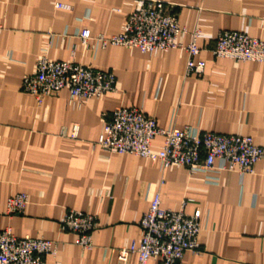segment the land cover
<instances>
[{"label": "crops", "instance_id": "obj_1", "mask_svg": "<svg viewBox=\"0 0 264 264\" xmlns=\"http://www.w3.org/2000/svg\"><path fill=\"white\" fill-rule=\"evenodd\" d=\"M142 1L0 0V232L59 244L43 264H119V251L141 241L140 222L159 195L163 209L200 222L201 252L177 264H264V160L251 175L191 173L99 145L115 109L137 108L163 130L251 137L264 149V63L213 53L224 31L264 42V0H154L173 7L183 48H103L98 38L123 34ZM85 30L87 43L79 38ZM192 43L194 60L206 64L202 76L187 74ZM43 54L112 72L117 89L83 102L63 90L39 105L22 85ZM163 143L157 137L152 149ZM20 194L29 203L9 216L8 200ZM71 210L97 219L91 249L63 227ZM127 264H138L137 255Z\"/></svg>", "mask_w": 264, "mask_h": 264}, {"label": "built area", "instance_id": "obj_2", "mask_svg": "<svg viewBox=\"0 0 264 264\" xmlns=\"http://www.w3.org/2000/svg\"><path fill=\"white\" fill-rule=\"evenodd\" d=\"M58 7L66 8L63 5ZM184 32L171 5L143 0L129 16L123 34L100 37L98 41L103 48L122 46L153 54L183 48L178 38ZM79 38L87 43L91 33L85 30ZM185 50L190 55L187 74L202 76L206 64L194 60L199 53L196 44L192 43ZM213 53L218 58L264 63V42L240 32L224 31L218 35ZM116 89L117 80L112 72L74 62H54L45 54L39 58L35 73L26 77L22 85L23 92L32 95L39 105L45 98L56 96L63 90L69 92L70 101L83 102L101 98ZM157 137L164 140L159 152L152 149ZM99 145L110 154H128L158 162L162 170L183 166L191 173L236 171L242 176L251 175L257 163L264 160V149L258 147L251 137L199 133L191 128L163 130L156 120L137 108L115 109L107 118ZM28 203L25 194L10 198L7 214H23ZM62 225L75 234L77 246L84 250L93 247L92 233L98 228L95 217L71 210ZM140 227L141 241L119 251V264H127L131 255H137L138 264H150L153 260L177 264L187 252H201L199 220L183 211L163 209L159 195L153 199ZM58 248L59 244L46 239L17 237L10 230L0 232V264H43L46 256L57 255Z\"/></svg>", "mask_w": 264, "mask_h": 264}]
</instances>
